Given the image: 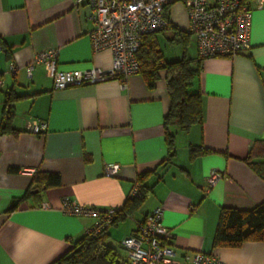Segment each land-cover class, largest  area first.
I'll return each instance as SVG.
<instances>
[{
	"label": "crops",
	"instance_id": "0c3cea01",
	"mask_svg": "<svg viewBox=\"0 0 264 264\" xmlns=\"http://www.w3.org/2000/svg\"><path fill=\"white\" fill-rule=\"evenodd\" d=\"M174 10L172 3L170 26L162 31L169 45L160 33L153 35L167 61L183 56L182 45L171 40L173 27L190 34L188 17L181 21ZM89 13V4L73 0H0V124L6 99L13 98L9 129L0 133V264H55L99 220L98 215L63 211L62 198L99 209L119 208L136 183L147 188L144 200L109 225L105 238L125 264L123 238L156 206L172 232L177 257L204 251L224 264H264V241L212 245L221 207L251 209L264 200V176L245 160L253 143L264 141V8L253 10L249 48L235 56L199 60L200 74L191 89L201 94L202 120L187 131L170 128L175 133L170 159L163 71L153 87L136 72L125 80L110 77L55 88L43 64L33 62L38 52L55 50L59 69H109L112 53L93 48ZM186 53L198 58L191 34ZM31 119L46 121V130L26 131ZM109 163L118 164L112 174L104 171ZM210 169L223 177L206 191L203 181ZM35 172H54L60 183L8 210Z\"/></svg>",
	"mask_w": 264,
	"mask_h": 264
},
{
	"label": "built area",
	"instance_id": "2783aa9c",
	"mask_svg": "<svg viewBox=\"0 0 264 264\" xmlns=\"http://www.w3.org/2000/svg\"><path fill=\"white\" fill-rule=\"evenodd\" d=\"M75 5L87 3L90 6L88 19L93 23L89 37L93 48L109 49L112 62L109 69L92 67L84 70H62L58 68L55 50H43L33 62L43 64L46 74L52 78L55 88L94 83L119 75L124 80L139 72L137 51L145 34L165 30L168 20L166 6L177 0H73ZM186 10L188 32L194 37L199 58L208 56H235L250 45V30L253 10L264 8V0H180ZM11 70L15 65L11 63ZM32 64L27 68L30 76ZM1 86V79H0ZM47 123L40 119L28 120L25 130L33 134L44 132ZM117 163L104 167L106 174H112ZM223 173L210 169L204 177L203 188L208 191ZM137 184L130 194L137 192ZM42 207H49L42 203ZM63 211L71 214L98 215L99 220L88 232H98L110 225L116 207L99 209L77 204L65 196L61 200ZM162 208L154 207L135 229L122 240L127 250L128 264H224L215 254L204 251L187 252L182 258L176 256L171 244L172 232L162 222Z\"/></svg>",
	"mask_w": 264,
	"mask_h": 264
},
{
	"label": "trees",
	"instance_id": "16d2710c",
	"mask_svg": "<svg viewBox=\"0 0 264 264\" xmlns=\"http://www.w3.org/2000/svg\"><path fill=\"white\" fill-rule=\"evenodd\" d=\"M176 1H173V3ZM171 4L166 6L165 16L170 26L168 11ZM171 40H176L183 47V56L175 60H164L163 53L158 42L151 32L143 35L142 42L137 51L140 63L139 72L143 75L148 87H153L164 72V79L168 95V106L163 118L165 140L168 147V157L175 152V133L170 129L176 126L180 131H187L189 127L201 122L202 105L199 91L191 89L192 82L199 77L201 58L191 59L187 57V45L190 34L181 33L173 27ZM118 77L124 80L119 75ZM13 98L7 97L4 106L3 122L0 124V133L9 129V118L12 113ZM264 156V141L256 140L251 146L246 157L247 164L258 175L264 176V160H257ZM148 172L144 173L146 175ZM143 175L138 177L141 182ZM60 177L54 172H35L31 182L22 196L9 204L8 210L14 209L17 204L43 188L57 186ZM138 184V183H136ZM138 186V185H137ZM147 188L140 183L137 192L129 195L123 205L115 211L110 220V225L115 224L138 207L144 200ZM107 228L98 232H86L67 252L55 260V264H125L117 251L105 243ZM248 240L264 241V200L260 201L251 209L223 206L220 208L212 245L215 247H235Z\"/></svg>",
	"mask_w": 264,
	"mask_h": 264
},
{
	"label": "rangeland",
	"instance_id": "374dc122",
	"mask_svg": "<svg viewBox=\"0 0 264 264\" xmlns=\"http://www.w3.org/2000/svg\"><path fill=\"white\" fill-rule=\"evenodd\" d=\"M175 4V10L176 11L175 13H177V15L181 18V21H186V10L182 4V2L180 0H177L176 2H174ZM163 30H160V31H156V33H160L161 36H163V40H164V44H167V46L169 45L168 43V40H167V34L166 33H162ZM166 31V30H164ZM163 44V45H164ZM164 47V46H163ZM172 47V46H171ZM170 47V48H171ZM167 48V47H165ZM169 50V49H168Z\"/></svg>",
	"mask_w": 264,
	"mask_h": 264
}]
</instances>
